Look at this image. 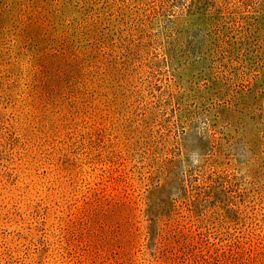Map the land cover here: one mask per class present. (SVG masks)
I'll return each instance as SVG.
<instances>
[{
    "label": "rangeland",
    "instance_id": "obj_1",
    "mask_svg": "<svg viewBox=\"0 0 264 264\" xmlns=\"http://www.w3.org/2000/svg\"><path fill=\"white\" fill-rule=\"evenodd\" d=\"M0 264H264V0H0Z\"/></svg>",
    "mask_w": 264,
    "mask_h": 264
}]
</instances>
